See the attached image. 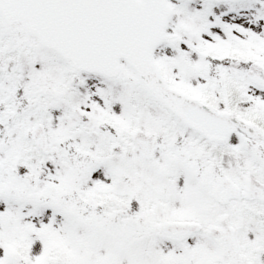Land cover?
Returning a JSON list of instances; mask_svg holds the SVG:
<instances>
[{
  "label": "snow or ice",
  "instance_id": "snow-or-ice-1",
  "mask_svg": "<svg viewBox=\"0 0 264 264\" xmlns=\"http://www.w3.org/2000/svg\"><path fill=\"white\" fill-rule=\"evenodd\" d=\"M0 264H264V0H0Z\"/></svg>",
  "mask_w": 264,
  "mask_h": 264
}]
</instances>
